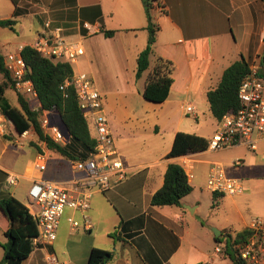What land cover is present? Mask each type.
Masks as SVG:
<instances>
[{"label":"crops","instance_id":"0c3cea01","mask_svg":"<svg viewBox=\"0 0 264 264\" xmlns=\"http://www.w3.org/2000/svg\"><path fill=\"white\" fill-rule=\"evenodd\" d=\"M160 3V9L151 7L162 17L149 68L136 79V59L145 48L148 37L142 0H18V7L25 9L26 13L17 17V23L26 19L31 22L35 29L32 41L41 32L50 33L60 28L65 40L82 45L84 54L70 62L72 71L85 73L95 83L103 96L123 166L127 173L139 172L106 191H91L90 207L85 212L92 223L89 231L71 232L67 218L72 216L81 221L84 214L66 209L60 218L54 242L33 250L22 264H46L47 252L53 253L61 264H86L94 247L113 253L107 264H233L225 248L220 253L214 250L220 243L225 242L227 246L231 237L233 241V237L246 229L251 221L247 220V208H240L237 202L249 196L246 190L252 182L256 183L255 180L238 178L243 180L245 191L237 196L208 191L213 205L225 200L234 204L232 212H235V219L230 220L228 215H224L220 224H216L207 216L206 227L200 222L202 203L199 196L203 191L190 199L194 192L191 191L181 199L180 206L157 207L152 206L150 200L162 186L168 164H180L181 156H167L175 134L185 132L208 140L216 129L215 126L208 135L197 132V128L193 132L183 129L184 118L188 116L183 110L184 105L191 103L195 107V120H199V116L204 118L210 113L207 93L217 86L224 70L241 57L248 63L260 60L264 50V0H160ZM95 7L100 10L97 18ZM81 9L87 10L81 13ZM13 11L14 6L10 9L9 18ZM80 22L87 30L85 34L81 32ZM89 26L95 29L90 30ZM101 28L114 30L115 34L106 37L100 32ZM31 42H22L16 48ZM156 57L167 59L174 66L170 92L162 103L150 102L142 96ZM261 73H264V68H261ZM7 89L16 93L13 88ZM10 133L13 136L11 140L0 134V200L12 196L28 206L27 199L23 202L15 195L13 188L17 184L6 183L9 173L16 175L17 181L20 176L24 177L28 181L27 191L38 178L62 183L81 176L72 168L73 160L38 141L35 144L40 150L30 145L34 150L31 169L21 174L19 156L11 152L9 146L23 147L24 144L16 146V133L12 128ZM64 135H68L67 131ZM164 136L167 140L162 148L161 145H139L140 140L154 141ZM236 147L253 153L254 156L250 157L253 160L264 159V141L258 142L256 151H249L244 146L213 151ZM37 151L48 156L47 168L42 173L33 167ZM208 152L212 151L186 155L190 158L193 173V178L188 179L191 186L199 172L205 170L208 174L212 162L220 163L226 172L222 161L203 158ZM244 158H236L232 165L238 168ZM67 162H70V168ZM2 220L0 234L4 244L8 222L5 217ZM206 228L218 230L219 236L215 237ZM1 245L0 242V260L3 256Z\"/></svg>","mask_w":264,"mask_h":264},{"label":"built area","instance_id":"2783aa9c","mask_svg":"<svg viewBox=\"0 0 264 264\" xmlns=\"http://www.w3.org/2000/svg\"><path fill=\"white\" fill-rule=\"evenodd\" d=\"M151 7L160 9L157 2H152ZM89 29L95 28L89 26ZM29 45L42 57L54 62H75L84 54L82 45L65 40L60 28H55L50 33H39ZM23 46L19 45L3 55L5 69L13 83V89L28 102L31 111L38 114L39 125L44 135L53 142L65 146L69 143L70 136L64 135L51 125L49 112L42 109L33 83L27 77L26 64L21 56ZM260 71L259 59L249 63V71L238 88L239 108L235 112L225 114L217 122L213 135L208 139L207 150L244 146L249 151H256L258 142L264 141V77H261ZM68 86H72L76 91L78 107L88 124L94 149L85 158L72 161V168L80 173V177L62 183L42 178L32 182L27 191L29 202L27 208L37 226V236L32 240L34 248L54 242L65 209L84 214L81 221L72 216L67 218L71 232L89 231L92 223L85 212L90 207L91 191H106L112 185L123 181L127 175L115 145L103 96L95 83L85 73H73L60 88ZM183 110L187 115L196 118L195 107L191 103L185 104ZM4 122L5 119L0 117V134L5 135L7 126ZM28 135L36 136V133L30 129L16 135L14 144L22 146L24 144L22 140ZM186 155L180 157L179 165L187 179H192L191 161ZM47 164L46 153L37 151L33 161L34 169L42 173L46 170ZM6 183L16 185L17 176L9 173ZM206 189L211 193L237 196L245 191V185L242 179L229 177L220 163L212 162L207 174ZM246 230L245 237L232 244L234 254L242 264H264V217L252 219ZM224 248L225 242L218 244L214 251L220 253ZM45 261L46 264H61L51 252L45 254Z\"/></svg>","mask_w":264,"mask_h":264},{"label":"trees","instance_id":"16d2710c","mask_svg":"<svg viewBox=\"0 0 264 264\" xmlns=\"http://www.w3.org/2000/svg\"><path fill=\"white\" fill-rule=\"evenodd\" d=\"M14 6L13 14L10 18L0 19L1 28L14 30L17 24V17L26 13V10L18 7V0H11ZM147 19L146 31L148 33L145 48L138 54L136 59L135 77L139 79L149 68V58L152 54V47L155 42L157 27L153 25L150 15L151 3L157 2L161 7L160 0H142ZM95 18L100 16L98 7ZM87 9H81V13ZM80 29L83 34L86 29L80 22ZM106 37H112L114 30L100 29ZM21 56L26 64L27 77L32 81L38 99L47 112L55 111L61 123L65 127L70 142L65 146L59 145L44 135L38 121V114L31 111L28 102L18 93V105H11L5 98L4 92L7 88H13V83L4 65V56L0 51V112L16 135L33 129L37 136V141L59 153L61 156L72 161L85 158L94 149V141L91 138L87 122L82 116L78 107L76 91L72 86L61 89L64 81L73 74L71 65L66 61H57L42 57L29 44L24 45ZM260 66L264 68V50L260 56ZM173 63L162 57H156L152 69L149 71L142 96L145 100L154 103L164 102L169 95L172 85ZM249 71V63L241 57L228 66L217 84L208 91L207 101L212 117L218 122L225 114L235 112L239 108L237 98L238 88L242 79ZM264 77V73H261ZM6 140H10L7 136ZM38 150L39 147L32 143ZM208 140L195 134L177 132L174 136L172 147L168 153L169 158H176L190 153H198L207 150ZM192 186L182 167L177 163H169L163 177L162 186L152 195L150 204L152 206H180L181 199L190 194ZM0 212L8 222L5 231L6 242L1 245L3 256L0 264H22L34 250L32 240L37 236V226L28 212V208L16 198L9 196L0 200ZM247 234V230L237 233L231 237L230 250L228 244L225 248L233 264H242L232 250V244L242 240ZM112 237L114 234L111 235ZM219 241V238H216ZM113 257L111 251L92 248L89 252L86 264H107Z\"/></svg>","mask_w":264,"mask_h":264},{"label":"rangeland","instance_id":"374dc122","mask_svg":"<svg viewBox=\"0 0 264 264\" xmlns=\"http://www.w3.org/2000/svg\"><path fill=\"white\" fill-rule=\"evenodd\" d=\"M13 4L10 2V0H0V19L9 18V12L12 8ZM32 11V9H31ZM150 15L152 18L153 25L159 28L160 18L162 17L159 15L158 11L151 10ZM35 36V29L32 26L31 22L26 19L22 21L21 23H17L14 26V30H11L9 28H1L0 27V51L2 55H5L8 52L13 51L17 44H21L22 42H31L32 38ZM33 42V41H32ZM31 42V43H32ZM2 77L0 76V80ZM5 98L9 101V103L13 106L17 105V94L13 92L11 89H7L5 91ZM1 116V112H0ZM48 117L50 120L51 125H53L56 129L60 130L63 134L66 132L65 127L61 123L58 114L55 111H51L48 113ZM184 126L183 129L189 130V132H193L192 130H195L194 128H197V132L208 135L212 132V129L216 126L217 122L212 117L210 113L203 117L199 116V120H195L192 115H188L184 118ZM3 120V119H2ZM7 126L6 134L7 137L11 140L13 139V136H11L10 130L11 126L8 124V122L5 120L4 122ZM211 138V137H210ZM36 139V140H34ZM167 140V137L164 136L163 139H160L157 137L154 141H151L149 139L140 140L139 145H152L157 146L161 145L162 148ZM24 143L23 147H14L9 146L10 151L16 153L19 156L20 165L22 167V170L20 171L21 174H26L28 170L32 167V156L34 154V150L30 145L32 143H35L37 141V136H31L28 135L25 139L22 140ZM247 155L245 158L244 155ZM251 156H254L253 153L248 152L242 147H236L231 148L223 151H212L208 152L203 156V158L207 160H215V161H222L225 164L226 168V174L230 177H237V178H244V179H253L256 183L252 182L246 191L249 192V196L242 201L237 202V206L244 209L247 208V220H252L254 218L258 217H264V160L261 159H255L253 160L250 158ZM236 158H244L243 164L240 165L238 168L234 167L232 165V161H234ZM66 165L70 168V162H67ZM134 173H139L138 171H130L127 173L126 178L121 181L118 184L112 185V187H115L126 180L130 179ZM206 181H207V174L205 170H202L198 173L197 178L195 180H192V191L193 194L189 196L190 199L193 197H196L199 195V191H203L202 195L199 196L201 203H202V221L201 223L204 224V226H207V216L210 217V220L214 221L216 224H220L222 217L224 215H228L231 219H235V212H232L235 209V206L232 202H229L225 200L224 203L220 202L218 204L213 205L212 200L210 199L208 190L205 189L206 187ZM17 185L14 186L13 190L15 191V195L22 200L23 202H26V191L28 187V181L20 176V178L17 181ZM254 184V185H253ZM111 187V188H112ZM27 203H29L27 201ZM66 210V209H65ZM213 212V216H211V213ZM215 213H217L215 215ZM2 217L4 218L3 214L0 213V225L2 224L1 221ZM65 221V220H63ZM62 224L66 225L65 222ZM1 228V227H0ZM209 231H212L211 228H206ZM1 230V229H0ZM1 233V232H0ZM0 242L3 244V238H1L0 234ZM231 241L228 242V249L230 250ZM38 248H34V250H37Z\"/></svg>","mask_w":264,"mask_h":264},{"label":"water","instance_id":"95a60500","mask_svg":"<svg viewBox=\"0 0 264 264\" xmlns=\"http://www.w3.org/2000/svg\"><path fill=\"white\" fill-rule=\"evenodd\" d=\"M213 234H214L215 237H218L220 232L218 230H216V229H213Z\"/></svg>","mask_w":264,"mask_h":264}]
</instances>
